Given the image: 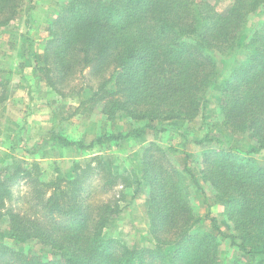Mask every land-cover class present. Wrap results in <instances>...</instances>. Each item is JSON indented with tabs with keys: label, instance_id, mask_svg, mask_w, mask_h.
Listing matches in <instances>:
<instances>
[{
	"label": "trees",
	"instance_id": "16d2710c",
	"mask_svg": "<svg viewBox=\"0 0 264 264\" xmlns=\"http://www.w3.org/2000/svg\"><path fill=\"white\" fill-rule=\"evenodd\" d=\"M22 1L0 0V28L17 17ZM28 2L25 28L36 7L34 0ZM263 4L232 0L219 11L207 0H66L48 26L42 52L24 30L20 38L28 47L27 64L33 75L41 72L54 92L63 94L88 69L103 78L94 90L84 87L89 95L81 104L98 106L106 121L118 116L142 121L89 141L51 132L25 149L29 154L44 143L82 152L112 142L118 147L128 138L144 141L150 131L178 133L187 142L182 123L193 121L207 104V92L219 77L216 53L227 54L239 45L248 53L218 83L222 121L194 141L217 144L202 152L198 175L189 167L191 154L184 153L185 164L179 168L155 141L144 146L142 169L134 181L100 158L95 164L94 158L83 166L76 162L70 178L57 174L49 182L36 176V162L18 165L10 174L2 168L0 219L6 218L7 226L0 229V264H222L213 232L220 233L217 219L210 210L204 218L194 213L189 178L197 187L200 180L210 186L212 195L204 201L209 209L214 203L222 206L233 224L231 244L252 258L248 264H264V163L253 156L264 152V18L249 35L245 31L250 14ZM4 99L5 87L0 102ZM23 131L24 125L18 127V141L10 150L24 141ZM231 134L244 135L250 148L235 144ZM8 157L10 153L0 157V163ZM93 177L96 184L89 188ZM20 180L29 185L24 196L34 211L31 216L5 204ZM118 185L121 189L108 200H92L94 191L104 193ZM126 188H132V198L146 194L148 245L132 246L108 234L123 209ZM205 219L209 231L201 228ZM33 241L40 244L36 253L14 246Z\"/></svg>",
	"mask_w": 264,
	"mask_h": 264
},
{
	"label": "rangeland",
	"instance_id": "374dc122",
	"mask_svg": "<svg viewBox=\"0 0 264 264\" xmlns=\"http://www.w3.org/2000/svg\"><path fill=\"white\" fill-rule=\"evenodd\" d=\"M207 1L214 3L219 11H224L232 2V0ZM64 2L66 0H34L33 4L36 7L30 10V21L25 28L24 21L29 2L23 0L21 11L17 17L8 26L0 28V80L3 86H0V94L5 87V99L0 102V157L10 153V157L0 163V170L6 168L10 170L8 172L10 174L18 165L24 167L27 166L26 162H36L39 167L36 176L41 181L49 182L54 180L57 174L70 178L76 162H80L83 166L87 160L90 161L94 158L92 164H95V160L100 158L99 160L115 173H122L134 181L137 172L140 173L142 169L141 154L144 146L155 141L167 150L171 161L179 168L185 164L184 153L191 154L189 167L194 174L198 175L197 168L200 160H202V152L208 148L216 147L217 144L213 142L200 145L194 141L201 138L208 127L220 124L222 121L218 83L233 64L248 53V48L242 45L235 47L227 54L216 53L219 77L215 85L207 92V104L193 121L182 123L184 133H187L188 136L187 142H183L178 133L172 135L166 132L155 134L154 131H150L144 141L128 138L127 141H121L118 147H115L112 142L109 147L97 145L93 150L82 152L77 147H53L44 143L34 154L26 152L25 149H32L36 142L49 137L51 132L63 134L73 140L85 139V141H89L93 136L104 131L113 129L125 132L128 126H138L142 122L126 120V118L119 116L113 121H106L105 117L98 111V106L92 105L91 102L86 103L87 101L81 104L89 95L88 90L85 89L86 86L87 88L91 87L90 90H94L103 78V76L94 77L89 74L88 69L83 72V77L77 75L72 80L71 86L62 90L63 94L54 92L42 78L41 72L33 75L31 67L27 64L28 47L20 35L24 30H27L35 40L34 49L39 53L42 52V46L48 35V26ZM263 18L264 4L250 14L246 25V34L249 35ZM81 85L82 88L79 90ZM22 125L25 126V131L22 132L24 141L14 150H10L16 140L18 141L19 135H16L15 132ZM231 135L235 144L246 145L244 147L246 149L250 148V141L244 135ZM23 144L26 145V148L23 147ZM253 156L264 163L263 151ZM94 184H96V178L93 177L88 183V187L90 188ZM199 184L201 187H197L191 178L188 179L191 205L194 213L201 218L206 216L208 210L211 211V215L216 217L220 233L213 232L218 241L217 253L221 263L235 264V261H238L239 264H248L252 258L245 256L242 251L231 244L228 235L234 232L233 224L222 214V206L214 203L209 209L204 201L205 195L209 198L212 195L210 186L201 180ZM28 187L29 185L24 180H20L12 189L13 197L5 199L6 206L13 207L14 210L22 214L30 215L33 213L34 211L29 209L28 198L24 196L28 194ZM120 189L121 186L118 185L113 190L104 193L98 192L97 194L94 191L92 200L95 202L108 200L116 195ZM125 191L127 192L126 199L121 202L123 209L109 224L108 234L113 237H120L132 246L148 245L145 240L147 225L144 196L146 194L142 193L140 196L132 198V188H126ZM6 226V218L0 219V229ZM201 228L211 230L208 219L201 223ZM14 246L16 249L36 253L40 244L33 241L21 246Z\"/></svg>",
	"mask_w": 264,
	"mask_h": 264
}]
</instances>
